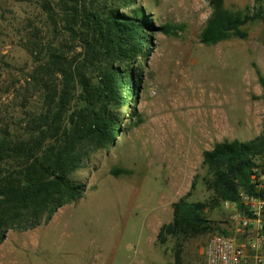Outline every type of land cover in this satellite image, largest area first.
<instances>
[{
	"label": "rangeland",
	"instance_id": "1",
	"mask_svg": "<svg viewBox=\"0 0 264 264\" xmlns=\"http://www.w3.org/2000/svg\"><path fill=\"white\" fill-rule=\"evenodd\" d=\"M41 1L1 0L0 104L13 122L20 117L13 112L17 101L1 93L23 83L32 65L24 43L28 31L47 23ZM224 3L233 13L254 12L253 0ZM140 6L151 20L145 31L153 45L134 64L135 94L112 109L122 121L118 138L102 148L84 146L75 178L87 186L86 194L48 223L6 232L0 264H176L177 253L180 264H204L205 245L218 231L164 245L157 238L173 220V204L189 192L190 202L212 199L204 152L263 131L257 70L264 76V22L246 25V39L207 46L200 42L212 13L206 0H140ZM259 164L264 167V157ZM241 207L222 203L208 208L206 217L233 233Z\"/></svg>",
	"mask_w": 264,
	"mask_h": 264
},
{
	"label": "trees",
	"instance_id": "2",
	"mask_svg": "<svg viewBox=\"0 0 264 264\" xmlns=\"http://www.w3.org/2000/svg\"><path fill=\"white\" fill-rule=\"evenodd\" d=\"M206 1L212 13L200 34L204 45L246 39V25L264 22V0H253L254 12L245 14L229 11L224 0ZM40 9L47 23L28 31L24 43L32 65L23 83L1 93L17 101L13 112L20 117L13 122L0 104V242L9 230H33L83 198L87 186L75 173L84 146L102 148L118 138L122 121L112 109L135 94L134 64L153 45L145 31L151 20L140 0H42ZM257 75L264 101V76L259 70ZM263 157L264 124L253 140L218 142L206 150L203 166L211 175L206 185L212 199L190 202L189 192L174 203L173 220L161 227L157 241L231 234L215 227L206 210L225 202L242 206V193L264 198L258 191Z\"/></svg>",
	"mask_w": 264,
	"mask_h": 264
},
{
	"label": "built area",
	"instance_id": "3",
	"mask_svg": "<svg viewBox=\"0 0 264 264\" xmlns=\"http://www.w3.org/2000/svg\"><path fill=\"white\" fill-rule=\"evenodd\" d=\"M259 183L258 191H264V175ZM240 205L245 208L236 214L240 225L231 234H215L208 240L204 264H264V198L242 193Z\"/></svg>",
	"mask_w": 264,
	"mask_h": 264
}]
</instances>
